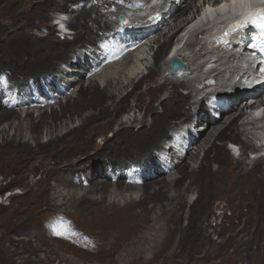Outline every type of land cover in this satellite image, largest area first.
Returning <instances> with one entry per match:
<instances>
[{"label":"bare ground","instance_id":"1","mask_svg":"<svg viewBox=\"0 0 264 264\" xmlns=\"http://www.w3.org/2000/svg\"><path fill=\"white\" fill-rule=\"evenodd\" d=\"M2 1L4 0H0V124L12 118L20 119L18 107L22 105L43 108L46 103L65 94L73 83L80 82L81 86L77 95L69 97L59 109H52L51 112L41 110L36 117L33 111H27L26 128L19 121L12 138H6L4 131L0 130L3 135L0 143V155L3 157H0V163L7 165L10 170H18L20 179L16 177L15 181H22L23 170L29 169L31 165L33 169L40 163L44 167L41 180L35 188L27 191L29 200L17 208L20 213L14 212L11 215L18 216L19 223L14 218L9 221V225H12L9 244L3 247V255L7 258L1 264H42L55 259H59L62 264H263L264 156H259V147L249 142L254 139V132L246 124H239V117L243 111L242 117H250L248 124L257 122L261 127L264 119L253 117L246 108L243 110L248 100L244 101L246 96H239L229 110L222 112L221 120L225 114L228 116L220 127L209 123L204 131L194 133L196 136L186 156L173 155L176 159L167 166V160H156L154 150L160 147L163 137H171L169 127L172 119L180 117L186 121L193 117V109L199 113L206 110L205 106L203 102L201 105L190 102L193 90L187 94L180 90V86L191 88L188 80L166 79L162 83H150L144 91L137 93V89L145 82L160 75L159 71L163 69L160 59L166 47H169L170 42L175 40L186 25L199 24L203 18L214 19L215 22L227 19L223 17L227 15L224 12L228 8V13L231 14L243 12L242 16L228 18H241L251 10L253 4L249 7L233 5L228 0H224V3L218 1L216 5L209 7L215 11H203L199 15L197 10V15L201 17L196 23V17H189L196 0H172L154 30H129L132 38L140 37L143 42L146 36L154 38L162 33V28L168 27V33H164L167 39L155 54L156 67L153 66L147 75L140 76L138 72L135 76L129 75L128 82L121 76L106 73L107 83L102 87L94 78L89 79L88 84L82 81V77H77L75 81L65 80L71 70L61 67L60 63L78 68L80 61L72 58L79 46L94 53L96 58L93 63L97 62L101 53L105 55L109 49L106 41H110L109 38L116 29L109 19L112 14H106L108 10L114 9L117 2L125 5H138V2L5 0L2 4ZM81 1H87V4L81 6ZM163 1L155 0L154 4L159 5ZM206 2L211 4L213 0ZM156 8L162 15L165 7ZM56 10L71 14L72 21L69 23L77 29L75 35L61 33L56 29V24L50 23ZM150 10L149 6L140 7L134 11L137 12L134 15L140 17ZM123 11L127 12V7ZM218 12L222 14L219 17ZM6 16H10L11 20L4 24ZM141 19L145 18L131 20L127 25L138 24ZM21 25L28 30L12 34L7 30L10 26L18 28ZM140 25H146V22ZM34 27L44 29L45 36L32 37L29 31ZM186 36L187 34L184 35ZM228 37L232 38L230 32ZM151 40L155 42L156 39ZM91 46L97 47L100 52L92 51ZM75 48L77 49L73 51ZM176 49L177 46L174 51ZM198 51L199 55L204 54L205 45L201 44ZM178 54L182 55L181 52ZM237 54L238 51L235 50V68L239 71L247 65L246 62L241 64L237 60ZM77 55L86 60L85 56ZM129 56L131 54L127 57ZM164 60L165 67L168 57ZM93 66L88 62V68ZM194 70L189 67L186 72L177 74L190 77ZM54 72L63 74L58 75L62 77L57 80L64 81L66 87L40 99L37 93L39 85L44 81V73L51 75ZM88 72L82 71L81 76H86ZM203 73L204 71L200 72L199 76L204 75ZM132 85L133 88L129 90ZM168 85L171 90L162 98L160 95L169 89ZM5 87L12 90V100L8 102H4L2 98ZM117 92L121 93L120 96ZM146 93L152 99L145 108L151 113L152 122L148 123L143 118L137 126V120L128 125L122 121L112 137L107 136L109 129H114L115 122L127 108L129 97L137 94L143 100ZM260 93L261 91H256L258 98ZM155 100L159 101L158 105L153 103ZM185 104H189V107L186 108ZM236 105L238 112L229 115ZM88 111L90 113L85 115ZM74 116L83 119V123L53 136L47 142L39 141L32 146L25 138L24 132L28 131L34 139L40 140L43 128L54 133L64 118L72 119ZM198 118L203 121V113ZM217 122L218 120L213 124ZM202 125L199 124L197 128ZM212 127H215V132L210 131ZM194 134L191 133L192 136ZM243 134H247V138H242ZM99 136H104L102 143H97ZM226 137H233L246 150L239 160H234L226 145L218 142ZM248 148L250 149L246 154ZM201 151L204 154L200 158ZM248 158L251 159L250 162ZM37 159H40L39 163L35 162ZM149 160L158 163L150 166L154 168L153 171L147 164ZM190 160H200L199 165L192 166ZM98 162L101 163L102 171L98 169ZM214 163L217 167L213 166ZM251 163L252 167H247ZM142 164L144 167H141ZM173 173L176 175L172 176ZM58 186L73 189L75 193L61 194L63 197L59 202L55 193ZM193 188L199 192V197L191 203L189 194ZM82 189L83 193L75 191ZM136 190L141 193L138 198L132 195L125 199L119 198ZM14 193L9 196L14 198ZM111 196L114 198H110ZM217 199L226 202L224 209H215ZM2 200L4 198L0 197V202ZM218 215L222 217L221 220L211 221L212 217L216 219ZM26 218L27 221L24 222ZM36 220L40 222V226L34 223ZM33 232L36 233L34 239ZM212 233H217L222 238L221 241H215ZM18 259L21 260L17 262Z\"/></svg>","mask_w":264,"mask_h":264},{"label":"rangeland","instance_id":"2","mask_svg":"<svg viewBox=\"0 0 264 264\" xmlns=\"http://www.w3.org/2000/svg\"><path fill=\"white\" fill-rule=\"evenodd\" d=\"M59 1H62V0H59ZM123 1H125V0H123ZM135 1L138 2V3H141L143 0H135ZM177 1L179 2V0H177ZM202 1L203 0H199L198 2L201 3ZM196 2H197V0L195 1L194 10H192L190 12V14H189L190 18L192 16V14L195 11H197L198 8H199ZM4 3H5V0L2 1V4H4ZM79 4L81 6L82 5H86L87 1L86 2L81 1V3H79ZM128 5H125L122 2H120V3L117 2L114 5V9L112 8V9L108 10V12L106 13L108 16L110 14H112V17H109V19H110L111 23L113 24V26H115V28L117 27V24H118V14L120 12H122V10L125 7H128ZM133 13H137V12H133ZM5 19H6V21H4V24H6L7 22H9L11 20L10 16H6ZM71 19H72L71 14L56 10V11H54V18L50 20V23L53 22V24H56V29L58 31H60V25H62L63 28L66 30V32L69 33L68 35L71 36V35H75V32L77 31V29H75V27L70 26L71 25L70 23L72 21ZM144 20L145 19H141V20H139V22L144 21ZM145 21H147V20H145ZM133 24H137V23H133ZM140 24L141 23H138L137 25H140ZM142 24H144V22ZM185 27L183 29H185ZM162 29H164V30H162V33L158 34V36L157 35L155 36L157 38L146 36V39L142 40L143 42H141L140 47L138 48L139 50L136 49V48L134 49V47L138 44V39L134 40L129 33L122 34V36L125 38V41H126L125 42V47H124V49L122 51H120V50L116 51V50L112 49L111 42L113 41L114 37H111L110 41H109L110 42V45L108 47L109 49H107L106 54L104 55V54L101 53V58L98 59L97 62H95V63H93V60H95V58H96V55L94 53H92L90 51H87V48H83L81 46L78 47L79 49L75 48L73 51H75L77 49L76 50L77 53H76V55L75 54L73 55L74 57L72 59L77 61V62L80 61V65H79L78 68H73V67H71V66H73L71 64L60 63L61 67H66V68L71 70L69 72V74H68L69 76L67 75V78L65 80H67V81H75L74 79H77V77H82V81L84 83L88 84L89 83V79L94 78V79H97V81L100 83V85L102 87H104L106 85V83H107V77H106V75H104L106 73H111L114 76H121V77H123V80L125 82L126 81L128 82L127 79H129V75L135 76L137 74V72L140 73V76L147 75L149 73V71L153 68V66L156 67V65H155V63H156L155 54H156L157 50L159 49V47L161 46V44L164 43V41L167 39L166 37H164V33H166L168 31V27H165V28H162ZM183 29H182V31H183ZM7 30H9V33L12 34V32L15 33V32H18L19 30H28V29L21 25L18 28L10 26ZM29 33L32 35V37L39 38V37H41L43 35L45 36L46 31L44 29H41V28H38V27H34L31 31H29ZM115 33L116 32H114L113 35ZM63 34H65V33H63ZM104 36L105 35H103V37ZM111 36H112V34H111ZM151 38L152 39H156L155 42H153V40H151L152 41L151 42L150 41ZM106 43L108 44V41H106ZM107 44H106V46H107ZM201 44L205 45V49H206L205 52L206 53L204 52V54L209 53L208 49L210 50L211 49L210 47H214L215 46V44L214 45L208 44L209 45V47H208V45L206 44V41H205V37L196 34L192 38H190V40L186 43V47H183L180 50L182 55H186V56H188L190 58L189 59V63H188L190 65L189 67L192 70L195 69L193 74L190 75V77H185V76H183V74H177V73L172 75V76L166 77V74L163 72V69L166 67V65L164 67V64H166V61L164 60V58H165L164 57V53L168 49V46H167L166 50L164 51V53H163V55H162V57L160 59V64L163 67V69L161 71H159L160 75L156 76L155 79H152L153 82L152 81L145 82L142 87L137 89V91H138L137 93H139L141 91H144L146 89V87L148 85H150V83H153V84L154 83H162L166 79H170V80H188L191 83V88L189 89V88H184L183 86H180V90L184 94H187L190 90H193L194 94H193L192 98H190V102H197L198 103V101H199V104L201 105V103H200L201 100L199 99L200 96H201V93H202L203 89L206 87V84L210 81V79L212 77H214V75L209 74L208 72H204L203 73L204 75L199 76L200 72H202L201 71L202 67H204V65L202 64L203 60H205V59L210 57V55H204V54H200L199 55V51L198 50H199V46H201ZM80 45H82V44H80ZM91 48H92V51H96V53L100 52L97 49V47H95V46H91L90 49ZM73 51H71L70 53H73ZM77 54L85 56L86 60L85 59L84 60L80 59L78 57L79 55H77ZM129 54H131V57L134 54H139L138 55L139 58L136 57L135 60L130 61L131 57L130 56H129V58L127 57ZM214 54L216 56H219L220 52H216ZM88 62L91 65L94 64L93 68H88ZM63 64H65V65H63ZM210 64L211 65H217L218 62H211ZM86 70L89 71L88 72L89 74H87L86 76H81L82 75V71H86ZM60 74H61L60 72H54L51 75H50V73H47V74L44 73V75H45L44 81L41 82V84L39 85L40 90L37 93V95H38V97L40 99L43 98V96H45V95H49V96L52 95L51 93H55L56 94V90L57 89L66 87V84H65L64 81L57 80V79L62 77V76L58 77V75H60ZM61 75H63V74H61ZM140 76L137 78V80L140 78ZM217 77H218L217 80L219 81V83H217L216 85H213V87H217V88H220V89L227 88V87H229V84L232 82L230 80V75H227V76L219 75ZM80 86H81L80 82L73 83V85L68 88V91L65 94H61L57 99L46 103L43 108H41L40 106H33V105H29V104L26 105V106L22 105V106L18 107V112L20 113V119L12 118V119L3 121L0 124V130L4 131V135H5L6 138H8V139L12 138L15 135V133H16V126L18 125L19 121L23 122L24 123L23 124L24 125V129L26 128V125L28 124V120L26 119L27 111H33L34 117H36L37 114L39 113V111H41V110H47L48 112H51L52 109H56V108L59 109L60 105L62 103H65V101L69 97L71 98V96L77 95V93H78V91L80 89ZM132 88H133V85L131 87H129L128 89L131 90ZM170 90L171 89H170V86H169V89L164 91L160 96L162 98L166 97L169 94ZM113 91L116 92L115 89ZM11 93H12V90L10 88H8V87H5V90H4L3 95H2V98H3L4 102H8V101L12 100V98H11L12 94ZM117 93L120 96L121 93H119V92H117ZM119 99H120V97H118V100ZM151 100H152L151 96L148 93L145 94L143 100L139 99L137 97V94L136 95L134 94L133 96H130L129 100H128L129 102H128L127 108L124 110L123 113H121V116L115 122L114 129L113 130L109 129V131L107 132V136L112 137L114 131L118 128L119 124L122 121L127 123V125H128L129 123H132V121L137 120L135 122V124L138 126V125H140L141 120L143 118H146L147 122L151 123L152 122V115H151V113L147 112L146 109H145L146 106L151 102ZM158 102L159 101L155 100L153 103L155 105H158ZM140 104H142L141 105L142 107H140ZM245 104H246V102H245ZM185 105H186V108L189 107V104H185ZM203 105L205 106V102H203ZM234 107L235 108L228 113L229 115L233 114V113L236 114L235 112H238V106L236 105ZM159 109H161L160 106H159ZM193 110H195V109H193ZM243 110H244V106H243ZM89 113L90 112L88 111V112H85L84 114L88 115ZM203 116H204V119H203L204 122L200 121L199 118H197V119H198V123L199 124H203L204 125V123H206L205 120L210 117V113L206 111L205 114H203ZM227 116L228 115L225 114V116H224L225 119L223 118L221 120V118H220V119H218L217 123H215V124L210 123V124H212V126H214V125L216 126L217 125L218 127H220V124L221 123L223 124V121L226 120ZM242 116H243V111H242ZM242 116L239 117V124H246L247 127L249 128V130L254 132V139H251L249 142L256 144L255 147H258V145H259L258 140L260 139V137H262V134H264V129L260 125L258 126L257 122H254L253 124H248L249 121H240V118ZM183 120L184 119H181L180 117L179 118L175 117V118L172 119V125H171V127H169V134L170 135H171L172 127H174L175 125L180 124ZM244 122H246V123H244ZM82 123H83V119H81L78 116H74L72 119H65L64 118L62 120L61 124H59L58 129H57L56 132L53 133L50 130H48L47 128H43V135L40 138V140H37V139L33 138V135L30 132L25 131L24 132L25 133V138L30 142V144L32 146H34L39 141L47 142L53 136H56L57 134L65 133L68 129H71L73 127H77V126L81 125ZM198 123H197V125H199ZM214 128L215 127L210 128V131L215 132L216 129H214ZM247 136H248L247 134H243L242 138H247ZM103 138H104V136H99L96 139L97 143H102ZM163 138L161 139L162 142L160 141V143L162 145L165 143V140H166V137H163ZM227 138L229 140L232 139L234 141L233 137H226V139L224 138L222 140H219L218 142L221 143V144H225L226 147H227V144H226L228 142ZM247 140H249V138ZM2 141H3V135H2V133H0V143ZM161 144H160V147L162 146ZM227 149H228V147H227ZM156 150H158V149L156 148L154 151L156 152ZM240 150L242 151L241 148H240ZM245 151L246 150L243 149V154H244ZM229 152L232 155V157L234 158V160H236V159L239 160L240 158H242V157L236 158L235 153H233L232 150H229ZM203 154H204V151H201L200 158L203 156ZM1 156L2 155H0V157ZM174 158L176 159V157H174ZM165 160L166 159H163V161H165ZM247 160L251 161V159H247ZM39 161H40V159H37L35 162L39 163ZM149 161L150 162L147 163L149 167L152 165V163H155V160H149ZM199 162H200V160H199ZM199 162L190 160V163H192V166H196V167L199 165ZM41 164L42 163H40L39 166L36 167L35 169L32 168V165H31V167L29 169H24L23 173H22V177L24 176L23 180L22 181H15L16 177H18V179H20V175H18L19 174L18 170L17 169H11L10 170V169H8L7 165L5 166V165H2L0 163V197L2 199L4 198V200H2L0 202V241H1L0 242V248H1L0 249L1 250L0 251V264L4 263L6 261V258H7V257H5L3 255L4 254L3 253L4 252L3 247L5 248L9 244V234L11 233V227H12V225H9L10 224L9 221H11L14 218L15 222H17V224L19 223L18 216L17 217H12L11 215L14 212H19L20 213V211L17 210V208H20L23 203H25V202H27L29 200V198H27L28 197V195H27L28 189L33 188V187L35 188V185L38 183V181L41 180V176H42L43 171H44L43 170L44 167H42ZM144 164H142L141 167H144ZM155 164H158V163H155ZM252 164L253 163H251L249 165L246 164V165H247V167L251 168ZM166 165L169 166L168 163H166ZM213 166L217 167V164L214 163ZM101 167H102L101 163L98 162V169L100 171L103 170V168H101ZM150 169L152 171L154 170V168H152V167H150ZM15 171H17V172H15ZM143 172H144V170H143ZM175 175H176V173H173L172 176H175ZM66 188L62 187V186L61 187L60 186L56 187L57 190L55 191V193L58 195V198H57L56 194H55V196H56L57 199H59V202H61V199L63 197V195H61V194L64 193V195H68V194L75 193L73 191V189L69 190V188H67V189ZM58 191L60 192V194H59ZM75 191L77 193H83L84 190L82 189V190H75ZM12 193H14L13 195H15L14 198L9 196ZM140 194H141L140 191L136 190V192H132V191H131V193L127 192V193L119 196V198L125 199L128 196H130V195H132L133 197L138 198L140 196ZM198 197H199V192L196 189L193 188L190 191V194H189L190 202L192 203ZM110 198L113 199L114 197L111 196ZM23 200H24V202H23ZM214 207H215V209H220V208L224 209L226 207V202L225 201H220V200L218 201V199H217L215 201ZM212 218H211V221H214V220L219 221V220L222 219V217L220 215H218L216 217V219H215V217H212ZM26 221H27V218L24 220V222H26ZM34 223L39 224V226H40V222L39 221L36 220V221H34ZM184 223H186V220L184 221ZM38 230H39V228H38ZM35 234L36 233L33 232L32 239H34V237H35L34 235ZM18 236H21V235H18ZM212 237L217 242H220L221 239H222L221 237H219V235L217 233H212ZM34 243L36 244L35 241H34ZM73 258L77 260L76 257H73ZM20 260L21 259H18L17 262L20 261ZM18 264H21V263L18 262ZM42 264H62V262L59 263V259H55L53 261H50V260L44 261Z\"/></svg>","mask_w":264,"mask_h":264},{"label":"clouds","instance_id":"3","mask_svg":"<svg viewBox=\"0 0 264 264\" xmlns=\"http://www.w3.org/2000/svg\"><path fill=\"white\" fill-rule=\"evenodd\" d=\"M154 1L155 0H152L151 2H150V4L148 5V3H147V5L146 6H149L150 8H151V10L149 11V12H147V13H143L141 16H142V18H145V19H149L150 17H153L156 13H158L157 12V8H156V6H159V7H165V8H163V11H167V5H168V0H164L163 1V3H161V4H159V5H157V4H154ZM256 5H258V3H254L253 4V6H252V8H254V7H256ZM145 7V6H144ZM251 8V9H252ZM227 10H229V8L227 9ZM135 11V9H133V8H131L130 7V5H128V7H127V12H124L123 10H122V12H120L119 14H118V25L119 26H117L116 27V29H115V31L114 32H117L118 30H120L121 28H124V27H129V29H131V28H134V27H132L131 25H127L128 23H129V21H128V23H125V24H122L121 22H120V20H119V16L121 15V14H124V15H126L129 19H130V15L133 13ZM197 12H194L193 14H192V16H191V18H194V17H196V14ZM219 15H222L221 13L219 14ZM227 15H231L232 16V14L231 13H227ZM123 25H125V26H123ZM135 26H137V25H135ZM141 26V25H140ZM138 27V26H137ZM189 27V25H186V27H185V29L181 32H179L178 33V35L176 36V38H175V40L174 41H179L180 39H181V36H182V33L187 29ZM136 29V28H135ZM139 29H140V27H139ZM60 31H62V32H66V30L63 28V26L62 25H60ZM113 32V33H114ZM67 33V32H66ZM193 35H196L195 33H192ZM191 38H192V36H191ZM134 39V38H133ZM135 40V39H134ZM187 41H189V37H188V39H187ZM186 41V42H187ZM173 42V41H172ZM185 47H186V43H185V45H184ZM138 49V48H137ZM168 50V49H167ZM167 53H168V51H166L165 52V55H164V57H168L167 56ZM139 54H134L132 57H131V59H130V61H133V60H135L136 59V57L137 58H139V56H138ZM183 57V60L184 61H186V59H188V56H186V55H183L182 56ZM202 71V70H201ZM163 72L166 74V77H168V76H172V75H174V74H176V73H172L171 72V67H169V61H168V64L166 65V67L163 69ZM209 74H211V72H208ZM249 159V158H248Z\"/></svg>","mask_w":264,"mask_h":264},{"label":"snow or ice","instance_id":"4","mask_svg":"<svg viewBox=\"0 0 264 264\" xmlns=\"http://www.w3.org/2000/svg\"><path fill=\"white\" fill-rule=\"evenodd\" d=\"M231 3L233 5L240 4L241 6H251L254 3H260L264 4V0H231ZM221 7L223 8L224 5L222 4ZM249 24L264 29V9H261L260 12L254 13L249 20H246L244 23H242L239 28H245ZM236 31V29H233ZM229 35V33H225V36ZM253 47H259L260 51L264 52V44L262 45H253ZM59 234V233H57Z\"/></svg>","mask_w":264,"mask_h":264},{"label":"water","instance_id":"5","mask_svg":"<svg viewBox=\"0 0 264 264\" xmlns=\"http://www.w3.org/2000/svg\"><path fill=\"white\" fill-rule=\"evenodd\" d=\"M226 11H227V12H226ZM226 11L224 12V15H225L226 13H228L229 10H226ZM241 14H242V13H241ZM232 15H240V14L237 13V14H232ZM119 20H120V22H121L122 24H125V23H128L129 18H128L126 15L121 14V15L119 16ZM236 26H237V24H232V25L230 26V29H234ZM171 64H172V65H171V72H172V73L186 72V71L188 70V68H189V64H188L187 62L183 61L182 58L179 57V56L175 57V58L172 60Z\"/></svg>","mask_w":264,"mask_h":264}]
</instances>
